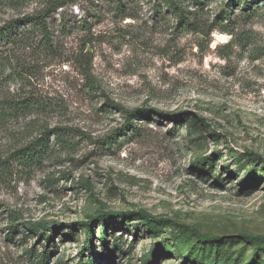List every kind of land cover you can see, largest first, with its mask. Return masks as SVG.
<instances>
[{
    "label": "rangeland",
    "instance_id": "374dc122",
    "mask_svg": "<svg viewBox=\"0 0 264 264\" xmlns=\"http://www.w3.org/2000/svg\"><path fill=\"white\" fill-rule=\"evenodd\" d=\"M47 1H0V26ZM246 1L189 0L187 29L156 0H79L49 20L53 48L10 52L0 94L36 111L0 121V154L44 129L52 152L0 176V264H38L27 251L43 247L46 264H264V247L192 232L264 236V0ZM23 223L58 230L56 247L7 236Z\"/></svg>",
    "mask_w": 264,
    "mask_h": 264
},
{
    "label": "trees",
    "instance_id": "16d2710c",
    "mask_svg": "<svg viewBox=\"0 0 264 264\" xmlns=\"http://www.w3.org/2000/svg\"><path fill=\"white\" fill-rule=\"evenodd\" d=\"M5 2L8 6L17 8L18 6L25 5L26 2L30 0H0ZM79 0H49L45 3L44 7L35 11L31 15H27L22 18L13 19L3 26H0V90L1 84L3 81V76L8 67L12 65L14 59H12L11 51L24 49H35L40 47L41 49H51L54 46L53 43V32L52 26L49 22L50 19L55 17L59 9H65L69 5L77 4ZM120 8H125L122 0H114ZM166 8L167 11L174 14L179 23L186 27L187 29L196 28L195 22L191 21L190 15L192 14L189 11L190 3L189 0H156ZM197 5H201V0H192ZM255 0L245 2V10L249 11L251 5H253ZM33 110V111H31ZM35 109V105L32 102V97L25 96H14V97H5L0 94V121H8L10 118H17L23 113L32 114ZM39 111V110H38ZM153 111L148 109L145 110H133L126 113V123L124 127L120 130L122 136L138 133V125L133 122L136 117H139L143 114H147V120H151ZM35 123V122H34ZM56 136L58 139H63L65 134L69 131L67 128H57ZM50 131L44 129L41 131L39 137H35L26 145L15 148L14 150L8 152L6 155L0 154V176L7 177L12 175L14 172L27 170L33 168L36 165L42 164V162L47 159L52 152L50 146ZM116 140V138H112ZM107 146H110L112 142L106 143ZM126 215H115L116 220L124 219ZM101 222L102 237L101 241L104 246H108L107 240V221L99 219ZM23 226L26 230H23L21 235L25 244L27 239L30 238L26 231L32 233L38 238L47 240L53 247H56L55 242H53L54 235L58 230H53L51 226L45 223H23L13 224L9 228L10 233L8 237L15 238L17 230H20V227ZM51 230L52 234L47 235V232ZM195 236L207 244H219L223 241L227 242L228 240H240L250 245H257L264 247V236H252L246 234L232 235L229 237L226 236H215L211 237L208 235L200 234L199 232L192 231ZM87 247L90 248L92 252V242L94 240V231H89L87 233ZM50 245V246H51ZM44 252L40 253L37 249H29L27 253L34 257L38 261V264H46L49 260V248L43 247ZM87 264H93L88 262Z\"/></svg>",
    "mask_w": 264,
    "mask_h": 264
}]
</instances>
